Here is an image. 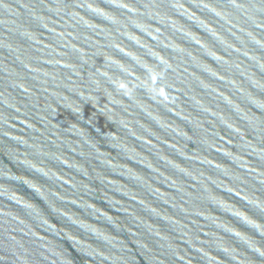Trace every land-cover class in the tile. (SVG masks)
<instances>
[{"label":"water","instance_id":"1","mask_svg":"<svg viewBox=\"0 0 264 264\" xmlns=\"http://www.w3.org/2000/svg\"><path fill=\"white\" fill-rule=\"evenodd\" d=\"M0 264H264V0H0Z\"/></svg>","mask_w":264,"mask_h":264}]
</instances>
